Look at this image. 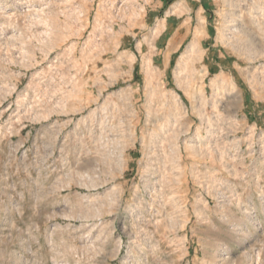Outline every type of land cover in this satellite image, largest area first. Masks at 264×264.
I'll list each match as a JSON object with an SVG mask.
<instances>
[{
    "label": "rangeland",
    "instance_id": "obj_1",
    "mask_svg": "<svg viewBox=\"0 0 264 264\" xmlns=\"http://www.w3.org/2000/svg\"><path fill=\"white\" fill-rule=\"evenodd\" d=\"M0 264H264V0H0Z\"/></svg>",
    "mask_w": 264,
    "mask_h": 264
},
{
    "label": "bare ground",
    "instance_id": "obj_2",
    "mask_svg": "<svg viewBox=\"0 0 264 264\" xmlns=\"http://www.w3.org/2000/svg\"><path fill=\"white\" fill-rule=\"evenodd\" d=\"M192 47H193V49H194V47H196V46L193 44V46H192ZM192 47H191V48H192ZM193 49H192L190 52H193Z\"/></svg>",
    "mask_w": 264,
    "mask_h": 264
}]
</instances>
